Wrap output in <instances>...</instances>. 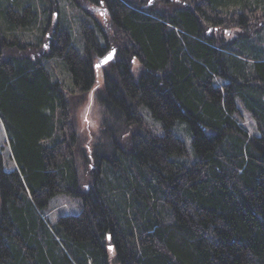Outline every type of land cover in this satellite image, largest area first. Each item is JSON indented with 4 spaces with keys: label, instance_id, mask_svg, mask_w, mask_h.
Wrapping results in <instances>:
<instances>
[{
    "label": "trees",
    "instance_id": "16d2710c",
    "mask_svg": "<svg viewBox=\"0 0 264 264\" xmlns=\"http://www.w3.org/2000/svg\"><path fill=\"white\" fill-rule=\"evenodd\" d=\"M124 1L106 13L115 55L89 146L71 100L96 85L103 34L2 11L0 119L16 167L0 170V264H264V0ZM58 194L81 213L44 217Z\"/></svg>",
    "mask_w": 264,
    "mask_h": 264
},
{
    "label": "rangeland",
    "instance_id": "374dc122",
    "mask_svg": "<svg viewBox=\"0 0 264 264\" xmlns=\"http://www.w3.org/2000/svg\"><path fill=\"white\" fill-rule=\"evenodd\" d=\"M14 1L15 0H0V25L3 13L6 12L9 5L11 4L14 7L13 9L16 10L15 13H26L27 8L31 7V10L37 11L36 13L40 15L41 19L45 20L49 18L51 28L54 27L59 21L65 25H69L70 28L74 31L76 37H78L82 33L80 28L81 20L84 21L87 17L72 6L69 9L67 6V2L64 3V13H61L60 10V13H58L57 17L54 15V13L44 12L45 9H47L49 6H52V0H17L18 4L16 5H14ZM59 2L61 4L62 1L59 0ZM28 13H30V11ZM93 15L98 19V22L101 23L103 27L108 26L109 28V24H107L106 26V23L109 20H104V18H102L99 13H94ZM109 29L111 30V26ZM36 35H39L36 29H33L32 31L30 30V33L28 32L26 34L25 41L28 43H37L38 40L36 38ZM57 73L61 74L59 70L57 71ZM59 79H63V74L59 76ZM96 80V85L86 95V97L78 101H76L77 98L71 100L75 105L73 107V114L76 128L78 130L80 140H82V143H84L85 146H89L97 142L101 135L100 129L102 121V109L97 101V93L101 91L103 87V67L102 69L98 68ZM242 115L243 124L247 126L249 131L254 135L260 134L257 130L256 122L252 118V116L243 109ZM146 122L151 124L155 121L147 116ZM178 132H181V135L179 134V136L186 142V145L190 150L192 148V144L188 135L189 133L187 123L181 122L178 128ZM1 166H3L5 170H11L16 167V164L13 158L11 146L8 142L4 124L0 119V170ZM81 177L84 183L83 189H86L87 185L90 184L91 181L90 174L84 172V170L81 169ZM81 210L82 206L80 199L67 194H58L51 200L49 207L43 212V215L52 223H55L58 221L59 217L66 215H78L81 213Z\"/></svg>",
    "mask_w": 264,
    "mask_h": 264
},
{
    "label": "flooded vegetation",
    "instance_id": "af4514ba",
    "mask_svg": "<svg viewBox=\"0 0 264 264\" xmlns=\"http://www.w3.org/2000/svg\"><path fill=\"white\" fill-rule=\"evenodd\" d=\"M61 4L59 0H52L51 4L52 6H49L47 9L49 13H54L55 16L58 17V13L61 10V13L64 9V3L67 2V6L70 9L72 6L76 10L80 11V13H83L87 18L83 21L81 20L80 28L81 30L85 29L89 31L93 36L95 34H103V41H104V50L105 52L102 54V56L98 57L95 60V68L98 73V68L103 67L104 68L114 59L110 60L109 62H104L111 54L114 52L113 56L115 55V49L112 44H109L107 41V36L105 34V30L108 29V27H103L101 23L98 22V19L93 15L94 13H99L104 20L107 18L106 13H109L110 5L112 0H61ZM123 3H125L124 0H122ZM46 10V9H45ZM112 31V29L110 30ZM113 33V31H112Z\"/></svg>",
    "mask_w": 264,
    "mask_h": 264
},
{
    "label": "water",
    "instance_id": "95a60500",
    "mask_svg": "<svg viewBox=\"0 0 264 264\" xmlns=\"http://www.w3.org/2000/svg\"><path fill=\"white\" fill-rule=\"evenodd\" d=\"M113 54L114 52H112V54L104 62H109L110 60H112L114 58Z\"/></svg>",
    "mask_w": 264,
    "mask_h": 264
},
{
    "label": "snow or ice",
    "instance_id": "6c2138e0",
    "mask_svg": "<svg viewBox=\"0 0 264 264\" xmlns=\"http://www.w3.org/2000/svg\"><path fill=\"white\" fill-rule=\"evenodd\" d=\"M149 2L151 3V0H149Z\"/></svg>",
    "mask_w": 264,
    "mask_h": 264
}]
</instances>
